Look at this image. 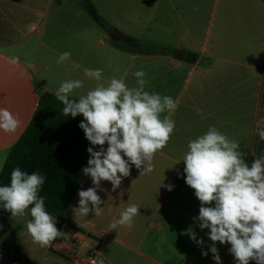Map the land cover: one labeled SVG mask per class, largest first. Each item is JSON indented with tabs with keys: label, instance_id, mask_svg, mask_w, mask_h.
Here are the masks:
<instances>
[{
	"label": "crops",
	"instance_id": "0c3cea01",
	"mask_svg": "<svg viewBox=\"0 0 264 264\" xmlns=\"http://www.w3.org/2000/svg\"><path fill=\"white\" fill-rule=\"evenodd\" d=\"M89 1L108 30H117L114 38L121 39L120 45L114 46L110 34L89 20L80 0H0V107L22 122L15 133L0 130V171L43 94L56 98L61 82L80 79L84 86L72 98L78 100L96 86L97 81L84 75L85 68L102 69L104 83L127 73L129 87L136 86L134 72H146L145 90L171 96L177 104L171 113L174 133L155 155L153 172L140 176L143 166L132 165L115 191L111 182L102 180L97 194L104 214L90 212L75 220L78 192L95 187L85 175L65 214L56 220L66 238L51 246L32 242L26 229L30 212L12 217L0 206V245L34 264H83L89 257L105 264H216L210 229H201L194 219L201 204L185 182L182 159L188 142L210 125L240 143L249 166L255 159L252 153L264 155V140L256 132V121L264 118V0ZM123 36L157 49L151 54L130 51ZM65 51L71 59L57 65ZM73 62L80 68L73 69ZM162 181L173 185L172 190L159 187ZM129 203L140 206L133 227L109 231L112 219ZM205 206L214 207V202ZM190 231L202 245L190 238ZM215 246L221 264H236L230 244ZM0 264L15 263L0 255Z\"/></svg>",
	"mask_w": 264,
	"mask_h": 264
},
{
	"label": "clouds",
	"instance_id": "9594fccd",
	"mask_svg": "<svg viewBox=\"0 0 264 264\" xmlns=\"http://www.w3.org/2000/svg\"><path fill=\"white\" fill-rule=\"evenodd\" d=\"M71 53H61L56 63L66 64ZM18 62V58L17 61ZM71 67L79 69L73 62ZM89 80H95L96 86L72 99L73 92L84 86L80 79H68L61 82L55 91L58 101L63 104V114L75 118L82 115L79 124L86 139L93 146H100L99 151L93 147L87 149L90 158L82 171L90 176L95 187L78 192V207H73L74 219L86 218L90 212L95 217L104 214L101 197L97 189L101 181H109L112 191L120 187L122 179L130 175L131 166L142 170L140 176L154 171L155 155L162 151L174 133L175 121L171 113L177 104L171 96L148 92L145 86L146 72L138 70L133 73L136 86L129 87L125 77H111L106 83L102 69H84ZM168 113V115H162ZM17 114L8 108L0 107V130L15 133L21 126ZM256 132L264 140V118L256 121ZM107 143V149L104 145ZM184 154V173L186 184L194 189L199 200V220L201 229H210L209 239L213 242L210 251L216 264L221 258L215 242L230 244V253L236 264H264V155L256 157L249 166L240 149V143L222 133L215 126L188 142ZM126 157V159H125ZM165 179V177H164ZM163 179V180H164ZM45 177L37 171L31 174L16 167L11 171L10 184L0 186V205L9 211L12 217L24 216L30 212L31 219L26 223L27 233L32 242L39 247L51 246L58 238L66 234L56 227V217L45 208V198L39 195ZM169 191L173 185H163ZM214 202L213 206L211 205ZM91 205V206H90ZM31 206V207H30ZM140 213V206L129 203L113 218L109 231L120 227L131 229L134 219ZM190 238L198 244L194 232ZM207 256V252H202ZM103 256V253H99ZM91 264H105L103 259H91Z\"/></svg>",
	"mask_w": 264,
	"mask_h": 264
},
{
	"label": "trees",
	"instance_id": "16d2710c",
	"mask_svg": "<svg viewBox=\"0 0 264 264\" xmlns=\"http://www.w3.org/2000/svg\"><path fill=\"white\" fill-rule=\"evenodd\" d=\"M80 3L86 14L101 29L109 32L92 3L89 0H80ZM122 41L130 51L152 53L141 41L128 36H123ZM111 43L116 46L114 41ZM62 109L63 104L55 97L43 94L30 125L11 147L0 171V186L10 184L11 171L16 167L29 174L34 171L42 174L45 183L39 195L45 198V208L56 220L65 214L85 176L82 169L87 166L90 158L87 149L93 147L94 151H98L100 148L91 145L79 127L84 120L83 116H65ZM0 255L15 264H34L19 252L10 255L2 245Z\"/></svg>",
	"mask_w": 264,
	"mask_h": 264
},
{
	"label": "rangeland",
	"instance_id": "374dc122",
	"mask_svg": "<svg viewBox=\"0 0 264 264\" xmlns=\"http://www.w3.org/2000/svg\"><path fill=\"white\" fill-rule=\"evenodd\" d=\"M87 17H88V16H87ZM89 20L92 22V19L89 18ZM110 32H111V31H109V32L107 33V35H109ZM115 40H116V41H114L115 44H117V45H120V44H121V39H118V37H117ZM144 40H146V39H144ZM149 42H150V41H149ZM147 46H148V48H149L150 50H152V49H157L155 46H152L151 44H149V45H147Z\"/></svg>",
	"mask_w": 264,
	"mask_h": 264
},
{
	"label": "water",
	"instance_id": "95a60500",
	"mask_svg": "<svg viewBox=\"0 0 264 264\" xmlns=\"http://www.w3.org/2000/svg\"><path fill=\"white\" fill-rule=\"evenodd\" d=\"M116 32H117L116 29H113V30H112V32H111L110 35H109V39H110V40H112V41L115 40V38H114V34H115ZM177 54H178V57H179V56H180V52L178 51ZM176 56H177V55H176Z\"/></svg>",
	"mask_w": 264,
	"mask_h": 264
},
{
	"label": "built area",
	"instance_id": "2783aa9c",
	"mask_svg": "<svg viewBox=\"0 0 264 264\" xmlns=\"http://www.w3.org/2000/svg\"><path fill=\"white\" fill-rule=\"evenodd\" d=\"M91 259H94V257H89V258H87V259L83 262V264H91Z\"/></svg>",
	"mask_w": 264,
	"mask_h": 264
}]
</instances>
